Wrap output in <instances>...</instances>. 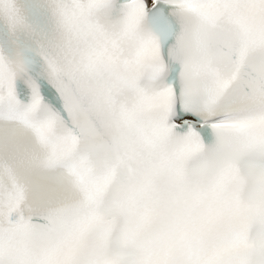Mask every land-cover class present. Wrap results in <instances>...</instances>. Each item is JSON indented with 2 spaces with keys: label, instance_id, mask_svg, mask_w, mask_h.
I'll list each match as a JSON object with an SVG mask.
<instances>
[{
  "label": "snow or ice",
  "instance_id": "6c2138e0",
  "mask_svg": "<svg viewBox=\"0 0 264 264\" xmlns=\"http://www.w3.org/2000/svg\"><path fill=\"white\" fill-rule=\"evenodd\" d=\"M0 264H264V0H0Z\"/></svg>",
  "mask_w": 264,
  "mask_h": 264
}]
</instances>
